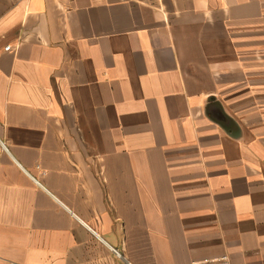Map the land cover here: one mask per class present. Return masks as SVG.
Segmentation results:
<instances>
[{
    "label": "crops",
    "instance_id": "0c3cea01",
    "mask_svg": "<svg viewBox=\"0 0 264 264\" xmlns=\"http://www.w3.org/2000/svg\"><path fill=\"white\" fill-rule=\"evenodd\" d=\"M0 264H264V0H0Z\"/></svg>",
    "mask_w": 264,
    "mask_h": 264
},
{
    "label": "built area",
    "instance_id": "2783aa9c",
    "mask_svg": "<svg viewBox=\"0 0 264 264\" xmlns=\"http://www.w3.org/2000/svg\"><path fill=\"white\" fill-rule=\"evenodd\" d=\"M9 50H10V47H7V48L4 49V51H7V52H8ZM117 255L120 256V254H118V253H117Z\"/></svg>",
    "mask_w": 264,
    "mask_h": 264
}]
</instances>
